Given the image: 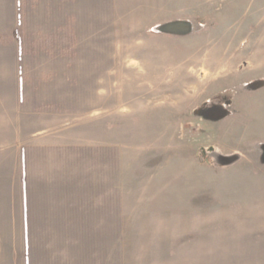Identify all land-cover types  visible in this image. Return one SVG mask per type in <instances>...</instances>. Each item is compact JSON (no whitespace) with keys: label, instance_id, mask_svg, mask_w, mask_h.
I'll return each mask as SVG.
<instances>
[{"label":"rangeland","instance_id":"rangeland-1","mask_svg":"<svg viewBox=\"0 0 264 264\" xmlns=\"http://www.w3.org/2000/svg\"><path fill=\"white\" fill-rule=\"evenodd\" d=\"M52 1L0 50V264L264 250V0Z\"/></svg>","mask_w":264,"mask_h":264},{"label":"crops","instance_id":"crops-1","mask_svg":"<svg viewBox=\"0 0 264 264\" xmlns=\"http://www.w3.org/2000/svg\"><path fill=\"white\" fill-rule=\"evenodd\" d=\"M51 1V0H47ZM45 0V2H47ZM53 4L51 6L50 3V9H52V16H59V6H58V0H53ZM47 5V3H46ZM24 4H22L21 0H0V50L2 51L3 48L8 47L11 41L6 40V35L8 34H14L16 37L14 47L17 48V56L15 59L17 65L21 64V61H23V53H21L20 47H22V42H20V38L22 30H20V25L24 23ZM4 63V57L2 55L0 56V66ZM20 68H16V72L14 75H16V79L20 80ZM1 70V68H0ZM2 73L0 72V89L2 88ZM1 91V90H0ZM2 112L3 108L0 105V162H3V157L7 153V150H11V146L16 145L17 141L10 139L5 140L4 142L3 136H2ZM5 147V148H4ZM14 159L18 161L19 154L16 152ZM18 165V164H17ZM7 171L3 169V163H0V188H19V182L14 179L13 175L10 174L9 176L6 175ZM217 256L219 259L217 260L218 263L216 264H264V259H255L256 257L264 258V250H256L255 252L244 253L240 251H233V250H218ZM253 259H250L252 258ZM249 258V259H248Z\"/></svg>","mask_w":264,"mask_h":264}]
</instances>
